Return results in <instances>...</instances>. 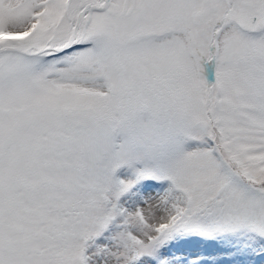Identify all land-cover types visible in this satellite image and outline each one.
I'll return each mask as SVG.
<instances>
[{"label": "snow or ice", "instance_id": "1", "mask_svg": "<svg viewBox=\"0 0 264 264\" xmlns=\"http://www.w3.org/2000/svg\"><path fill=\"white\" fill-rule=\"evenodd\" d=\"M0 264H264V0H0Z\"/></svg>", "mask_w": 264, "mask_h": 264}]
</instances>
